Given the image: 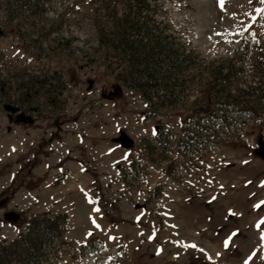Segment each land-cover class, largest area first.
<instances>
[{
	"label": "rangeland",
	"instance_id": "374dc122",
	"mask_svg": "<svg viewBox=\"0 0 264 264\" xmlns=\"http://www.w3.org/2000/svg\"><path fill=\"white\" fill-rule=\"evenodd\" d=\"M133 1L0 0V242L26 233L33 217L67 215L55 247L2 264H264V205L254 207L264 201L254 153L264 112L230 120L209 142L187 132L195 107H221L218 67L233 66L220 87H257L251 104L264 103V4L147 0L191 55L174 104L150 114L124 83L127 63L100 42L101 29L116 31L111 9L123 15ZM6 104L34 121L16 122ZM121 129L130 148L112 140ZM11 210L15 221L4 218Z\"/></svg>",
	"mask_w": 264,
	"mask_h": 264
},
{
	"label": "trees",
	"instance_id": "16d2710c",
	"mask_svg": "<svg viewBox=\"0 0 264 264\" xmlns=\"http://www.w3.org/2000/svg\"><path fill=\"white\" fill-rule=\"evenodd\" d=\"M16 1L22 6L38 7L46 0ZM148 9L147 0H134L132 4L129 2L128 9L120 16L113 8L111 16L116 20L115 33H106L102 29L99 32L100 42L105 46H113L121 60L127 63L124 83L127 87L138 91L147 100L151 107L149 111L151 114L156 107L174 104L175 92L178 89L176 84L181 85L180 68L191 55L190 52L183 53L174 44L172 37L165 29H160L157 21L148 13ZM232 69L233 66L224 73L223 69L218 67L214 72L216 82H224L226 77L232 75L233 71H230ZM173 82H175L174 85H172ZM219 83L216 84L217 89L214 90V95L219 100L224 98L221 99V107L212 108L210 105H201L193 110L196 123L192 125L193 129L187 132L195 139L209 142V139L219 130H225L228 133L226 130L231 128L226 127L230 120L242 116L250 117L254 112H264L263 102L258 105L251 104L257 87L248 85L239 89L237 94H233L230 90L220 87ZM256 95L261 97L263 93L259 91ZM156 115L159 114L156 113ZM213 121L219 125L220 129H214ZM66 221V214L50 213L33 217L29 221L26 233H21L8 242H0V264L5 261V256L22 258L20 252H23L26 254V259L27 257L31 259L34 253L44 248L45 244L55 247V241L65 232ZM90 244L95 245L93 242ZM8 261L11 260L8 259Z\"/></svg>",
	"mask_w": 264,
	"mask_h": 264
},
{
	"label": "water",
	"instance_id": "95a60500",
	"mask_svg": "<svg viewBox=\"0 0 264 264\" xmlns=\"http://www.w3.org/2000/svg\"><path fill=\"white\" fill-rule=\"evenodd\" d=\"M3 33L2 28L0 27V35ZM93 81H90L89 88L92 87ZM6 110H8L12 116V114H16L15 121L16 122H24V123H32L34 121L33 116L30 114H26L25 112L20 111L19 107L6 104L4 106ZM113 141L120 143L123 147L130 148L134 144L133 138L125 131L120 130L119 135L113 138ZM259 146L255 148L254 152L257 156H259L262 160H264V136H260L258 138ZM19 213L15 211H9L4 214V218L8 221H15L19 218Z\"/></svg>",
	"mask_w": 264,
	"mask_h": 264
},
{
	"label": "snow or ice",
	"instance_id": "6c2138e0",
	"mask_svg": "<svg viewBox=\"0 0 264 264\" xmlns=\"http://www.w3.org/2000/svg\"><path fill=\"white\" fill-rule=\"evenodd\" d=\"M219 4H220V7H221V10H223L224 7H225V0H219ZM261 4H264V0H261ZM256 11H257L258 13H261L262 16H264V8H257ZM233 15H235V14H233ZM253 19L255 20L256 17H253ZM240 27H241L240 25H237V28H240ZM236 34H238V33H236ZM218 35L225 36V42H226V43H231V42H232L230 39L227 38V36L225 35V33H218ZM112 151H114V150L110 148V149H109V153H111ZM261 183H262V185H264V181H262ZM261 205H264V201H261L259 204L254 205V207L259 208ZM97 211H98V210H97ZM93 223H95V221H93ZM262 224H264V218H262L260 221L257 222V225H256L257 228H260V226H261ZM96 227H99V225L96 224ZM90 234H91V233H89V235H90ZM112 239H114V238H112ZM261 239L264 240V232L261 233ZM191 246H192L193 248L196 247V245H194V244L191 245ZM227 246H228V241H225V247H227ZM202 251H203V250H202ZM245 264H247V261L245 262Z\"/></svg>",
	"mask_w": 264,
	"mask_h": 264
}]
</instances>
